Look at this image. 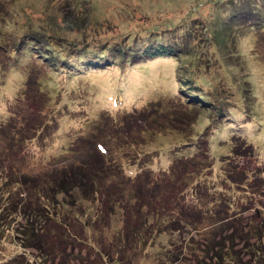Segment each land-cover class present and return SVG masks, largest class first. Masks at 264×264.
<instances>
[{
    "label": "rangeland",
    "instance_id": "1",
    "mask_svg": "<svg viewBox=\"0 0 264 264\" xmlns=\"http://www.w3.org/2000/svg\"><path fill=\"white\" fill-rule=\"evenodd\" d=\"M0 11V124L10 119V107L19 118L23 113L25 120L44 113L41 117L46 121L42 130L20 146L24 160L17 167L30 179L37 178V184H43L50 195L43 199L27 188L23 203L28 206L20 212L40 213L38 207L41 212H48L45 217H37L45 226L44 235L35 236L36 242L30 237L31 246L24 245L17 235L27 224L17 209H8L5 220L0 217V263L16 256L18 259L29 257L34 264H103V252L109 255V264H170L175 257L180 264H197L199 257L194 261L197 250L184 252L170 245L171 233L152 228L136 235L127 230L124 227L129 219L126 196L137 191L132 182L134 185L138 179L144 182L141 184L143 198H149L152 192L145 181L156 175L162 178L169 172L170 164L157 166L156 162L149 161V152L167 143L175 144L190 132L193 138L204 126L205 131L211 129L213 114L217 116L218 112L215 113L217 109L205 111L210 97H215L213 102L217 106L223 102L240 107L241 120L247 123L241 126L247 129L243 136L261 156L257 162L248 149L245 152L250 157L240 160L230 150V140L219 141L222 138L214 134L209 147L215 164L230 170L245 167L248 174L264 170V29L249 28V25L264 26V0H0ZM28 37L39 40L34 41L37 46L32 45V49L51 50L48 56L51 59L70 57L71 66L82 63L78 56H87L96 63L94 51L102 46L105 49L98 58L108 59L113 70L92 77L88 73L81 79L72 74L68 78L60 77L53 72L52 80L43 82L38 71V78L35 74L28 75L29 69L37 70L38 65L28 60L24 64L15 61L19 52L12 49ZM161 38L167 45L169 40H177L186 47L172 62L180 77H185L186 82L191 79L199 86L198 93L203 94L199 100L204 107H192L182 95H172L166 90L171 66L163 59L143 63L134 70L126 69L132 63L129 56L144 47L151 49L163 44L158 42ZM176 47L181 49L179 45ZM9 60L14 65L8 67ZM52 62V66L60 67L58 61ZM144 69L151 72V78L144 75ZM65 74L68 76V72ZM158 98L160 102L147 103ZM99 111L101 116L95 121ZM181 116L182 120H178ZM69 136H74L69 145L74 151L60 152ZM96 140L107 146L106 162L110 156L117 158L111 167L135 164L140 157L135 151L145 155L135 172L128 175L130 182L123 185L116 178L115 183L108 184L112 188L102 193L100 203L98 195L89 200L54 195L51 184L43 183L44 178L56 175L62 166L98 154ZM121 155L125 156L123 161ZM145 161L153 163L152 170ZM219 171L213 169L212 173ZM25 188L21 187L24 191ZM242 188L235 201L238 202L239 196L246 199L241 203L246 208L251 206L246 213L253 212L255 206L264 212V193L247 199L242 195L245 192ZM109 191L116 199L108 197ZM131 218L141 220L134 214ZM182 234L185 235L184 231L177 230L172 235ZM206 238L212 239L211 234ZM194 239L204 241L203 237ZM23 240L28 242L27 238ZM168 247L177 252L170 251L167 257L164 250Z\"/></svg>",
    "mask_w": 264,
    "mask_h": 264
},
{
    "label": "trees",
    "instance_id": "2",
    "mask_svg": "<svg viewBox=\"0 0 264 264\" xmlns=\"http://www.w3.org/2000/svg\"><path fill=\"white\" fill-rule=\"evenodd\" d=\"M249 26L250 29L254 27L264 29V26L261 25ZM36 36L39 38L38 35ZM30 37L24 42L18 41L17 45L19 44V47L13 48L12 51L19 53L16 57L12 54L11 59L15 57L16 63L20 64H24L28 60L29 63L38 65L39 68L37 70L30 68L28 75L35 74L34 77L38 78L36 74L38 71L39 78H43V82L51 81L50 74H53V72L57 73L60 77L65 76L68 78L72 74L74 77L81 79V77L86 76L88 73H91L92 77L95 74H106L113 70L109 66L110 64L107 63L108 59L102 61L98 58L102 57L100 56V54L102 55L101 50L105 49L101 48L102 46L99 50L94 51L96 55H93V57L96 63L89 61L87 56H78L82 63L76 66L73 63L72 65L74 66H71L70 57L59 56L56 59H51L50 57L48 58L51 50L47 48H44V50L32 49V45L36 44L34 41L38 39H30ZM161 40L163 38L158 42L163 44L156 45L155 47L151 46V49L144 47L141 51H138L131 57L129 56L132 63L127 64L126 69L134 70L139 68V65L143 63L146 64L156 59H163L166 61L165 63H169L171 66L170 84L166 86V90L172 95H182L192 107L203 106V101L199 100V97L202 98L203 96V94L198 93L199 86L195 84L196 82H191V79L186 78V82L185 77H180L172 62L177 59V55L184 53L186 47L180 45L177 40H169L168 45ZM152 42L155 41L151 40ZM176 45H179L181 49H178ZM36 46L35 48H37ZM89 50L90 48L84 52ZM174 54L176 57H174ZM9 55H11V52H9ZM50 60L54 62L58 61L57 64L60 67L52 66L53 62ZM97 63L100 65H95ZM7 65L8 67L14 65L13 61L9 60ZM93 68L95 69L92 70ZM143 71L145 76L152 77L150 71V73L145 69ZM65 72H68V76H66ZM48 96L50 99L53 98L50 94ZM214 98L210 97L212 100H206L208 104L210 103L207 105V108L203 106L205 111L217 109L215 113L218 112L217 116L213 114V124L211 125V129L208 128L210 129L209 131H207L208 129L205 131L204 126V130L193 138V132H190V134L188 133L189 135H182L181 137L183 138L178 140L179 142L158 146L147 154L150 155L149 161L156 162L157 166L170 164L169 172L167 170V174L162 178L156 175L153 179L150 178L145 181L146 187L151 188L150 192H152L151 196L146 199L143 198L145 196L142 195L141 191V184L144 183L143 180L138 181L137 179L134 185L132 182V186L137 191L132 194H129L130 192L127 193L125 208L129 219H126L124 227H127V230L133 231L136 235L141 230L151 231L152 228L156 229L157 232L171 233L170 245H174L184 252L197 250V253H194V261L199 257L196 260L198 261V263L196 262L197 264H264V212L255 206L252 208L253 212L247 214L251 206L246 208L241 204L246 199L239 196L238 202L235 201V197L241 187H243V190L245 189L242 195L244 194L243 197L245 198L248 197L247 199L256 194L262 195L264 193V183H261V180L264 179V175H262L264 174V170H261V173L258 174H248V171H245V167H240L238 170H230L227 167L220 168L215 164V158L210 153V140L214 134H216V137L220 136L222 138L219 141H222L223 138H228L230 140V150L240 160L245 158V156H249L245 152H248V149L255 156L257 162H260L258 157L260 154L258 149L243 136V132L247 129L241 126L247 125V123L246 120L243 122L241 120L240 107L233 104L226 105L223 102H221L220 106H217L216 101L213 102ZM155 102H160V98L155 101L149 100L147 103ZM2 103L4 102L2 101ZM9 112L10 119L0 124V133L2 135L0 136V142L3 141L2 146L0 145V217L3 216L5 220V213L8 209L15 211L17 209L21 220L27 223L26 227L22 226L20 228L17 235L22 239L24 245L31 246L30 241H32V238L30 237L33 236L36 242L35 236L42 237L44 235L43 229H45V226L40 223L37 217L39 215L45 217L48 212H41L40 207H38L37 212L41 214H32L30 211L23 210V215L20 212L22 208L28 206L27 203H23L27 188H30L35 195L42 196L41 198L43 199L50 195L43 184H37L35 181L37 178L30 179L26 173L17 167V163L24 160L23 148L21 149L20 146L22 143L26 144L38 131L42 130L41 128L44 127L46 118L41 117L44 114L42 113L34 118L28 116L29 120H25L23 113L19 114L21 116L19 118L11 107ZM99 113L100 111L96 113L95 121L101 116ZM177 119L182 120V116L180 119ZM2 131H4L3 134ZM73 137L69 136L70 141L66 137L62 150H59L60 152L68 150L70 153V151H74V149L69 148L70 143L74 139ZM112 137L115 138L116 136ZM17 139L20 140V143ZM59 143L61 144L60 139ZM96 146L98 154L87 158V160L81 158L78 163L71 162L66 166H62L57 173L54 172L56 175L52 174L49 176L50 178L45 177L43 183L49 182L51 184L50 190L54 192V195L60 194L64 198L70 196L73 199L74 197H79L78 200L96 199L98 195L101 198L100 200L97 198L100 203V201H103L102 193L112 188L108 184L115 183L116 178L121 179L120 184L123 185L126 182H130L128 175L135 172V167L138 166L140 160L145 156H142L139 151H135L136 156H140L137 158L138 160L135 164H129V167L124 165L121 168L118 166L111 167V163H115L117 158L110 156L109 161L106 162L109 157L107 146L104 145L103 141L99 140H96ZM78 153L80 152L78 151ZM136 156L134 155L133 157L136 158ZM123 158L125 156L121 155V161H123ZM150 164L153 163L149 162L145 165H149L147 168L152 170ZM217 168L220 169L219 173H212L213 169L216 171ZM162 185L163 187H161ZM21 187H26L25 191ZM107 194L108 197L116 199V196L112 192L109 191ZM247 194L249 196H246ZM119 204L122 205V203ZM244 213L247 214L245 218L242 216ZM132 214L140 216L141 220L132 219ZM152 218L153 220L151 221ZM177 230L184 231L185 235L173 236L172 234L177 233ZM209 233L212 239L207 241L206 236ZM187 236H189L188 239H186ZM195 237H203L204 241H196ZM26 238L28 240L27 243L23 240ZM170 251L177 252L168 247V249L164 250L167 257ZM101 254L104 259L103 264L105 262L109 264V255L103 252ZM111 262H113L112 259ZM191 263L194 264V262ZM0 264L34 263L29 257L18 259L15 256L5 258ZM170 264H180V260L175 257L171 260Z\"/></svg>",
    "mask_w": 264,
    "mask_h": 264
}]
</instances>
